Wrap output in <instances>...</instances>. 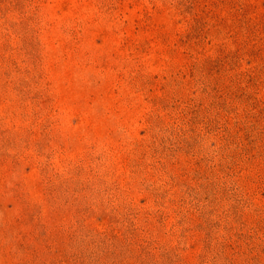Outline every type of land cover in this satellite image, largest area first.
<instances>
[{
  "label": "rangeland",
  "instance_id": "obj_1",
  "mask_svg": "<svg viewBox=\"0 0 264 264\" xmlns=\"http://www.w3.org/2000/svg\"><path fill=\"white\" fill-rule=\"evenodd\" d=\"M0 264H264V0H0Z\"/></svg>",
  "mask_w": 264,
  "mask_h": 264
}]
</instances>
